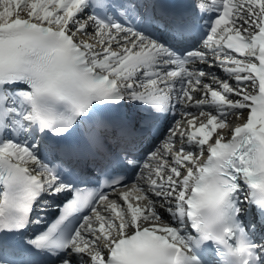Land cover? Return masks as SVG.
Wrapping results in <instances>:
<instances>
[{
	"label": "snow or ice",
	"instance_id": "6c2138e0",
	"mask_svg": "<svg viewBox=\"0 0 264 264\" xmlns=\"http://www.w3.org/2000/svg\"><path fill=\"white\" fill-rule=\"evenodd\" d=\"M0 264H264V0H0Z\"/></svg>",
	"mask_w": 264,
	"mask_h": 264
},
{
	"label": "bare ground",
	"instance_id": "6f19581e",
	"mask_svg": "<svg viewBox=\"0 0 264 264\" xmlns=\"http://www.w3.org/2000/svg\"><path fill=\"white\" fill-rule=\"evenodd\" d=\"M203 81H204L205 83H209V77H208V76H205V77L203 78Z\"/></svg>",
	"mask_w": 264,
	"mask_h": 264
}]
</instances>
